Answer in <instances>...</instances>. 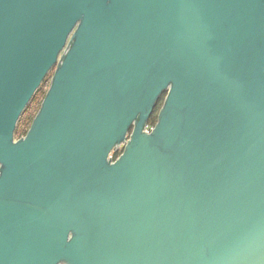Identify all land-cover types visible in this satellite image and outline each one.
Returning <instances> with one entry per match:
<instances>
[{"label": "water", "instance_id": "95a60500", "mask_svg": "<svg viewBox=\"0 0 264 264\" xmlns=\"http://www.w3.org/2000/svg\"><path fill=\"white\" fill-rule=\"evenodd\" d=\"M0 264H264V0H0Z\"/></svg>", "mask_w": 264, "mask_h": 264}, {"label": "rangeland", "instance_id": "374dc122", "mask_svg": "<svg viewBox=\"0 0 264 264\" xmlns=\"http://www.w3.org/2000/svg\"><path fill=\"white\" fill-rule=\"evenodd\" d=\"M55 68H52V70L47 74L45 80L42 82L41 86L39 87V89L37 90V92L35 93V95L33 96L32 100L30 101V103L28 104V106L25 108V110L23 111V113L21 114L16 129H15V133H14V140L17 141L18 139L22 138L25 136V134L27 133V131L29 130L33 119L35 118V116L37 115L40 106L42 104V101L45 97L46 92L48 91L52 76L54 74ZM163 98L164 95H162L161 99L159 100L155 111L153 112V116L156 117L158 112L161 109L162 103H163ZM130 132L128 134L127 139H129Z\"/></svg>", "mask_w": 264, "mask_h": 264}, {"label": "built area", "instance_id": "2783aa9c", "mask_svg": "<svg viewBox=\"0 0 264 264\" xmlns=\"http://www.w3.org/2000/svg\"><path fill=\"white\" fill-rule=\"evenodd\" d=\"M153 128H154V125L148 122V123L144 126L143 131H144V133L149 134V133L153 130ZM128 134H129V133H128ZM128 134H127V136H126L125 141L122 142V143L120 144L119 147L117 146L116 149H115L113 152L110 153V155H109V159H110L112 162H115V161L119 158L120 154H121L122 151H123V148L125 147V145H126L127 142L129 141V139H127ZM129 136H130V135H129Z\"/></svg>", "mask_w": 264, "mask_h": 264}, {"label": "trees", "instance_id": "16d2710c", "mask_svg": "<svg viewBox=\"0 0 264 264\" xmlns=\"http://www.w3.org/2000/svg\"><path fill=\"white\" fill-rule=\"evenodd\" d=\"M158 116V115H157ZM157 116L156 117H151L149 120H148V122L149 123H151V124H153V125H155V123H156V121H157Z\"/></svg>", "mask_w": 264, "mask_h": 264}, {"label": "flooded vegetation", "instance_id": "af4514ba", "mask_svg": "<svg viewBox=\"0 0 264 264\" xmlns=\"http://www.w3.org/2000/svg\"><path fill=\"white\" fill-rule=\"evenodd\" d=\"M161 99V98H160ZM159 99V100H160ZM159 100L155 103V105H154V107H153V110H152V113H151V115H150V117H149V119L151 118V117H153V112L155 111V109H156V106H157V104H158V102H159ZM162 107V106H161ZM158 114H159V112H158ZM157 114V115H158ZM158 117V116H157Z\"/></svg>", "mask_w": 264, "mask_h": 264}]
</instances>
